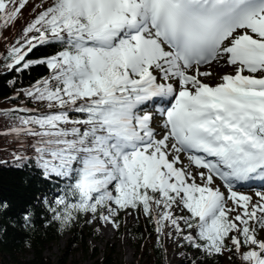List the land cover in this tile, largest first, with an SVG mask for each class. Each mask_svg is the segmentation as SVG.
I'll return each mask as SVG.
<instances>
[{
  "label": "snow or ice",
  "instance_id": "snow-or-ice-1",
  "mask_svg": "<svg viewBox=\"0 0 264 264\" xmlns=\"http://www.w3.org/2000/svg\"><path fill=\"white\" fill-rule=\"evenodd\" d=\"M29 2L0 0V37ZM32 12L0 52L10 99L37 106L0 109L12 122L0 135L17 142L0 167L27 172L40 206L20 227L41 211L58 234L142 214L161 247L195 250L188 264H264V0H39ZM38 66L48 75L18 87ZM9 207L0 198V233Z\"/></svg>",
  "mask_w": 264,
  "mask_h": 264
},
{
  "label": "trees",
  "instance_id": "trees-1",
  "mask_svg": "<svg viewBox=\"0 0 264 264\" xmlns=\"http://www.w3.org/2000/svg\"><path fill=\"white\" fill-rule=\"evenodd\" d=\"M38 2V0H30L29 5H34ZM39 11L40 9L37 8L36 12ZM34 15L35 13L30 14L27 21H30ZM20 22L21 20L17 21L14 26L3 31V37H0V52L9 47L19 36L24 27L19 29ZM52 51V49L41 48L35 53V56L42 57ZM46 75H48V70L44 66H38L28 73L20 74L18 87L26 88L29 84ZM11 79H13L12 74H6L4 69L0 67V109H12L20 105L37 107L35 104H28L23 100L13 102L10 99L15 94V90L9 83ZM11 125L12 122L9 117L0 115V133L11 127ZM2 146L5 149H2ZM16 147L17 142L12 137L0 135V160H12L11 156ZM27 175V172L17 171L11 165L0 167V198H3L5 203L10 202L9 209L5 210V232L0 233V264H76V261L72 260V258L80 252L93 258L92 264H115L112 260L116 254L114 249H111L108 253L104 252L102 257L99 256L97 247L91 242L99 240V229L92 228L90 224H86L85 221L88 219L86 216L80 219L70 230L62 234L57 233L56 223H48L47 217L42 211L31 229L20 227V217L26 214L23 211L26 205L28 211H32L34 214L40 209L38 203L36 208L31 206L30 198L33 192H36V188L24 184V178ZM36 194L39 195L38 192ZM124 215V213H121L119 233L128 232L139 245H144L149 264H167L166 241L164 246L161 247L153 233L152 226L148 224L142 214H135L139 222L131 223L128 226L124 225ZM67 235H69V238L56 261L45 256L47 247L53 244L58 245ZM26 241L29 246H26ZM172 251L175 252L180 264L182 261L183 264H188L185 256L191 258L195 254L194 249L180 248L177 245ZM200 259L203 260L204 257L201 256ZM207 264H213L212 260L209 259ZM215 264H241V261L239 259L228 260L227 257H224L218 258Z\"/></svg>",
  "mask_w": 264,
  "mask_h": 264
},
{
  "label": "rangeland",
  "instance_id": "rangeland-1",
  "mask_svg": "<svg viewBox=\"0 0 264 264\" xmlns=\"http://www.w3.org/2000/svg\"><path fill=\"white\" fill-rule=\"evenodd\" d=\"M39 1V0H38ZM32 7L33 4L28 5L24 11V17L23 20H21L19 29H21L24 26V23L29 19L30 14H32ZM223 67V66H217L215 63H213L210 66V70L213 71L214 68ZM233 69L229 67L228 71L226 70L225 73H231ZM211 84H215L217 80L215 81H209ZM2 149H5L4 146L1 147ZM0 148V149H1ZM10 152V150H8ZM13 158V155L11 156ZM10 159V158H9ZM181 159L184 162L185 166H188L189 161L187 159V156L185 154H182ZM11 161V160H9ZM219 180H217V184H221ZM241 191H247V189H241ZM248 194H253V192L248 191ZM124 225L128 226L131 223H138L139 219L136 217L135 214L132 215H124ZM92 228L99 229V240L98 241H91L93 244L97 247L99 256L102 257L104 255V252H110L111 249H114L116 251V254L113 256L112 260L115 264H149L147 261V257L144 250V245H139L138 242L132 239L130 233H119V230L114 229L111 225H105L104 227H101L100 221H95L94 223L90 224ZM261 236L264 237V233H261ZM69 235L64 237L61 242L56 245L53 244L46 248L45 250V256L51 258L52 260L56 261L58 259V256L61 254V250L65 247L66 241L68 240ZM176 247V244L173 243L171 240L166 241V263L167 264H180V261L176 257L174 248ZM72 260L76 261V264H92L93 258L90 256H86L84 253L80 252L76 256H73Z\"/></svg>",
  "mask_w": 264,
  "mask_h": 264
},
{
  "label": "bare ground",
  "instance_id": "bare-ground-1",
  "mask_svg": "<svg viewBox=\"0 0 264 264\" xmlns=\"http://www.w3.org/2000/svg\"><path fill=\"white\" fill-rule=\"evenodd\" d=\"M228 69H229V67H225V66L218 67V68L216 67V68H214V70L212 72L214 75L220 76V75H223L226 70L228 71ZM225 74H227V73H225ZM209 81H215V79H212Z\"/></svg>",
  "mask_w": 264,
  "mask_h": 264
}]
</instances>
